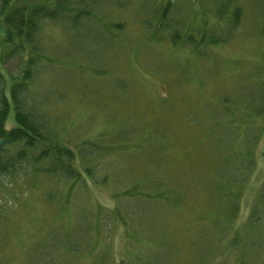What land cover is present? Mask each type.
I'll return each instance as SVG.
<instances>
[{"label": "rangeland", "instance_id": "1", "mask_svg": "<svg viewBox=\"0 0 264 264\" xmlns=\"http://www.w3.org/2000/svg\"><path fill=\"white\" fill-rule=\"evenodd\" d=\"M220 1L178 0L168 13L225 34ZM150 5L105 2L79 27L43 20L26 93L55 142L78 150L82 181L44 171L39 146L0 178V264H40L48 253L70 264H264V111L252 109L264 83V0H241L237 34L204 55L172 41L173 29L156 37L144 25ZM5 36L0 23L9 91L32 53L5 60ZM15 126L12 106L5 127Z\"/></svg>", "mask_w": 264, "mask_h": 264}, {"label": "trees", "instance_id": "2", "mask_svg": "<svg viewBox=\"0 0 264 264\" xmlns=\"http://www.w3.org/2000/svg\"><path fill=\"white\" fill-rule=\"evenodd\" d=\"M33 1L37 3L35 0H3V8L0 12V23L4 27L5 39L9 45L6 49L5 60L15 53L22 54L23 58H25L26 52L31 51L32 53L25 58L28 67L24 75L25 80H13L9 91H7L5 76L0 71V178L3 175L15 174L28 161L32 163L30 151L39 146L41 151L34 158V162L39 163L48 160V167H45L44 171L63 175L71 180L79 179V181H82V173L77 171L75 167L76 152L78 150L69 144L55 142L57 140L54 135L56 134L55 127L54 125L50 127L52 120L48 115H40V112L35 109L30 100V94L26 93L28 90L26 85L35 73V66L39 57V54L35 52L37 51L38 32L43 20L46 18L58 19L63 16L71 22V25L79 27L82 25L84 18L85 21L90 19L84 25L91 24L95 15H100L99 13L103 12L100 6L105 2L107 4L114 3L116 7H122L124 8L122 10L127 11L130 9V7L127 9L129 0H103L104 3H100L99 0H38L37 4ZM151 1V10L149 9L150 12L148 13L152 15L153 20L144 22V25L152 27L154 35L158 38L161 36L167 37L166 29H173L174 34L170 36L172 41L175 43H192L196 47L198 45L204 51L203 55L206 46H215L232 39L237 34V27L242 18V8L241 5L239 6L241 0H221L218 2L217 18L215 17L216 25L225 22L229 24L230 28L227 29L225 34L217 35V31L212 30L210 20H207V18L204 19L202 27L196 29L186 28L179 16L175 19L170 18L168 11L177 4L178 0H169L166 6L163 7L162 5V9L153 7L158 0ZM136 4H133V6ZM197 13H201L202 17L206 16L203 5L195 8V14ZM111 24L120 26V23L116 22H111ZM1 60L4 61V55ZM261 70L264 72V67H261ZM260 86L261 94H259V98H261V101L256 105H252V109L254 108L257 112L264 111V83L261 84L260 82ZM12 106L16 112V126L8 130L5 124ZM46 139H50V142L53 141L54 143L46 144ZM246 164L250 165L249 168H251L248 161H246ZM128 192L123 194L127 195ZM78 246L77 242L71 243L68 247L69 253H77L79 251ZM40 264H70V261L60 260L57 253H52L51 256L48 253V258Z\"/></svg>", "mask_w": 264, "mask_h": 264}]
</instances>
